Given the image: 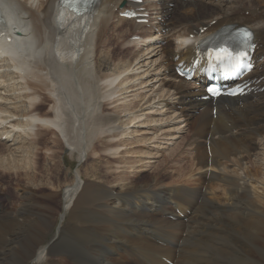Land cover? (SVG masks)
I'll list each match as a JSON object with an SVG mask.
<instances>
[{
	"label": "bare ground",
	"instance_id": "obj_1",
	"mask_svg": "<svg viewBox=\"0 0 264 264\" xmlns=\"http://www.w3.org/2000/svg\"><path fill=\"white\" fill-rule=\"evenodd\" d=\"M3 1L17 16L16 30L31 45L22 67L0 59V188H11L4 178V172H11L21 192L6 198L12 207L0 200V264H90L94 257L106 264H166L163 258L173 264H264V221L259 218L264 217V94H252L242 108L221 98L214 119L211 102L198 100L201 86L178 80L173 73L175 59L179 57V63L192 54L190 36L198 41L226 25L253 30L264 55V0L177 2L172 10L168 0H158L150 28L140 41H129L134 51L125 54L127 59L107 46L110 30L125 41L141 27L122 18L114 23V9L123 0H101L91 14L81 17L59 11L60 0ZM132 7L127 0L124 8ZM214 20L216 24L199 36V27ZM13 29L8 35L15 41ZM258 67L264 74V60ZM138 108L140 113H134ZM159 110L179 112L178 118L170 115L167 120H180L188 131L190 168L178 166L174 174L156 170L143 180L136 172L128 178L122 171L106 170L104 177L122 182L117 190L78 170L75 181L64 184L69 185L58 229L50 232L57 193L45 175L58 178L61 165L55 152L69 149L84 164L89 150L100 161L104 151L120 156L115 163L127 164L123 156L135 151L122 154L125 142L107 140L123 135L119 126L142 123L145 112ZM154 121L164 120H151L150 125ZM171 128L158 130L167 131L162 136L173 141L177 136L167 134ZM177 130L180 127L174 126L173 133ZM53 132L46 159L55 162V168L38 169L30 145ZM158 132L154 139H159ZM99 142L103 150H98ZM177 151L166 156L167 164L176 158L184 161ZM100 171L94 165L91 173L97 176ZM42 186L47 194H40ZM86 248L92 254L85 253Z\"/></svg>",
	"mask_w": 264,
	"mask_h": 264
},
{
	"label": "rangeland",
	"instance_id": "obj_2",
	"mask_svg": "<svg viewBox=\"0 0 264 264\" xmlns=\"http://www.w3.org/2000/svg\"><path fill=\"white\" fill-rule=\"evenodd\" d=\"M252 1L253 2H258V0L257 1L252 0ZM193 7H195V6H193ZM197 8H199V5H198V7H195V11L196 12L199 11V10H196ZM186 17L189 18V19L192 18V17H189V16H186ZM114 21H115L114 23L116 24V22L118 21V18L114 19ZM123 27L126 29V27H129V26L128 25H124ZM132 33H134V32H131V33H129L126 36L125 41H124V39L123 40H119L115 36L114 32L111 31V30H110V34L107 35V44H109L107 46H108V48L110 50L114 51L112 53H117V57L118 58H119L120 55H122V56H124L127 59V57L125 56V54L130 53V51H132V52L134 51V48L132 47L131 50H130L129 44H127V40H128L129 36ZM174 48H175L174 44H173V46L172 45H168V50L169 51H173ZM262 84H264V81H262ZM153 105L154 104H151V107H156V108H159V109L161 108V107H157L156 104L154 106ZM48 108L49 107L46 106L44 108V111L48 110ZM143 108L144 109L145 108H149V105H145ZM140 110L141 109L138 108V109L134 110V113H140ZM160 111H163V110H159L158 112H155L154 111L152 113L149 112V111L145 112V114L146 113L147 114L144 117H142L141 120H140V122L143 121L142 123H137L139 121V120H137V121L133 122V124L130 123V125L122 126V127L119 126L118 127L119 128L118 129V132L121 131L120 133H122L123 135L120 138L116 139V140H114V139H108L107 140L109 142H112V141H114V142L121 141L122 143L125 142L123 144V146L120 147V149H119V152H122V154H123V152H126L129 149H131L129 151H132V150H133V152L135 151V153H132L131 152L132 154L129 153L130 155L129 154H126V155L123 156V158L126 160L125 162L127 164H125V163H122L121 164V162H120V164H121L120 165V164L115 163L118 159H120V156L119 155H116V156L112 155V156H110L109 155V152H104V151H103V153L105 155L102 153L103 156L101 157L102 159L100 161L99 159H97L98 157L92 155L91 150H89L88 154H90V153L91 154L88 155L87 162L84 163V164H82L83 161H81L80 159H78L77 156L75 154L71 153L69 149H67L65 151H61V150L58 151L57 150L55 152L58 155V158H57L56 161L59 162V164L61 165L60 166V171L57 172V174H59L58 175V178L57 177L56 178H52L51 175H49V176H46L45 175V182H47V181L51 182L52 183V186H53V190H55V193H57V196L55 197V199L52 202L53 209H54V213L52 212V214L55 215V216H54L53 222L49 226L50 227V232H52V231L53 232L54 231L57 232V229H58V226L57 225H58V221H60L59 220L60 219V215H61L60 213H61L62 207H64V197H63L64 195H63V193L65 192V190L68 188V185H69V184H67V185L64 186V184L66 182H69V181L73 180V179L75 181V179H76L75 177H76V174H77V171L78 170H79V172L81 173L82 176H84L86 173H89V176H87L88 179L93 180L95 182H98L99 181V183L103 184L106 188L109 187V188H114V189L117 190L118 187H119V185L122 182H120V184H119L118 182L120 180H116L115 178H117V177H115V176H112V177H110V176L104 177L103 176L104 175L103 173H105L106 170L107 171L109 170L108 172H110V173L112 172V174H113V172L116 173V174H119V173H122L123 172L125 174V176L128 177V178H129L128 175L131 176L133 174L132 172H134V173L136 172L137 177H140L141 176L140 177V180H143L144 177H146V176L148 177V173H149V175H151L156 170H158L160 172L168 171V172H171L172 174H174L176 172V169L178 168V166H181V167L186 166V167L190 168V160L187 161L191 157V155H189V153L187 151V150H189L188 147H187L188 146L187 145L188 131L185 128L184 123L181 122L180 120L177 121V122H175V120L173 119L174 122H172L171 124H169L168 122H170V121L167 120L168 117L170 118V115H172L173 118H178V115H179L178 113L179 112H177V114H175L176 112L173 113L171 111L170 113H172V114L168 115L167 112H169V111L164 112L165 111L164 110L162 112V115H160ZM198 115H199V112H198ZM147 116H150V117H147ZM159 119H163L164 121L163 122L159 121L158 123H155V121H154L150 125V121L151 120H159ZM146 121H147V123H146ZM175 123H176V125H174ZM174 126H178V127H180V129L183 128L184 130L183 131L177 130L178 133H179V131L181 133V134L178 135L177 134V131H175L173 133ZM161 127L162 128H165L166 127L167 129H169V128L172 127L170 133H167V134H169V135L170 134H174L175 136H177V138L176 139H173V141H171L172 139H168V137L162 136V134L165 133V132H167V131H164V130L160 131L161 130ZM158 129H160V130H158ZM155 132H158L159 139H156V138L154 139V137H156ZM185 132H186V134H185ZM53 134H55V132L50 133V134L47 133L48 136L46 138H41L39 141H37L36 144L30 145V149H32V147L34 148V152H33V155H32L33 156V159L35 161L39 162V168L38 169L42 168V169L46 170V169H49V168L50 169H54L55 168L54 167L55 166V162L50 164L49 160L46 159V155H47L46 154V146L49 145L48 143H49V141H51L50 138H51V135H53ZM169 137H171V136H169ZM150 138H152V139H150ZM61 140L63 141L64 139L61 137ZM107 141H106V143H107ZM4 142H6V141H4ZM8 144L9 143H6L7 146H8ZM98 144H97L98 145V150H103V146H104L103 143L101 144V142H99ZM0 146L3 147V145H0ZM157 149H159V152H157ZM172 150H176V151L178 150L177 151L178 156L179 155L180 156H183L184 157V161H186V162L185 163H183L184 161L183 162L182 161L179 162V159L176 158L175 161L173 160L175 163L173 161H171L170 163L168 162V164H167L166 161H165V158H166V156H168L171 153ZM138 151L140 153L139 154L138 153L136 154V152H138ZM184 151H185V153L186 152L187 153L185 154ZM148 154H150V155H148ZM116 158H117V160H116ZM263 158H264V156H262V159ZM113 159L115 160V162H114ZM129 159L131 161L134 160L133 163H130L129 164ZM107 161H109L108 164L106 163ZM162 161H164L165 163H163ZM111 164H112V166L114 168L109 169V168L112 167ZM94 165H95V168L101 169V171H100V175L101 176L99 174L97 176H93V174L91 173L92 172V169H94ZM97 165H98V167H97ZM132 165H133L134 168L131 167ZM248 167L250 168V170L253 169L252 166H248ZM138 168H140V170ZM115 170H116V172H115ZM32 176H33L32 172H29L28 173V177L29 178H32ZM4 178H6L8 184H10V187L11 188L8 190V192H7V190L0 188V200L1 201H4V202H7L6 198H10V197H12V195H16L17 197H19L20 194H21V192H20L19 189H17L16 187H14V185L18 181L14 180L13 173H11V172H8V173L7 172H4ZM23 183L24 184H27L29 182L27 180H23ZM43 188H44L43 186L40 188V191H39L40 194H47L49 190L48 189H43ZM60 191H61V194H60ZM213 191H217L216 187H214V190ZM259 193L262 194L261 191H259ZM263 197H264V195H263ZM42 200L45 201L46 199H42ZM156 201H158L159 203H162V199L160 197H156ZM164 201H166V200H164ZM7 203H9V206L12 207V205H13L12 202L9 201ZM259 218L260 219L262 218V220L264 221V217H259ZM183 219H186V218L183 217ZM73 249L75 250V248H73ZM256 251H260V250L254 249V252H256ZM84 252L85 253L86 252L87 253L89 252L88 254H92V250L91 249H88V248L84 249ZM254 260L257 261L256 259H254ZM95 263L96 264L97 263L98 264H106V263H103L102 260L98 259L97 257L96 258L94 257L93 259L91 258V263L90 264H95ZM259 263H260V261L257 262V264H259ZM233 264H235V263H233Z\"/></svg>",
	"mask_w": 264,
	"mask_h": 264
},
{
	"label": "snow or ice",
	"instance_id": "obj_3",
	"mask_svg": "<svg viewBox=\"0 0 264 264\" xmlns=\"http://www.w3.org/2000/svg\"><path fill=\"white\" fill-rule=\"evenodd\" d=\"M230 55H231V53H229V52L227 51V49H222V50H220L219 52H217V54H216V59H217V60H220V59H222L223 57L230 56Z\"/></svg>",
	"mask_w": 264,
	"mask_h": 264
}]
</instances>
